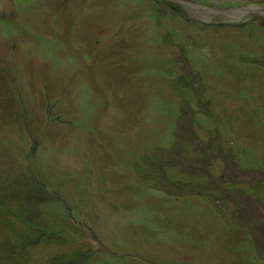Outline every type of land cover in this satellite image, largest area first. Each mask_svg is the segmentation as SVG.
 I'll return each mask as SVG.
<instances>
[{"label": "rangeland", "instance_id": "obj_1", "mask_svg": "<svg viewBox=\"0 0 264 264\" xmlns=\"http://www.w3.org/2000/svg\"><path fill=\"white\" fill-rule=\"evenodd\" d=\"M62 144L70 153L53 154ZM17 161L46 204L35 187L8 194L3 166ZM204 161L216 177L256 172L243 179L252 191L240 187L251 198L220 202L243 214L228 217V250L227 220L187 212L194 191L235 188L207 184ZM0 219L29 232L13 241L0 223L1 249L25 239L27 264H244L264 252V0H0Z\"/></svg>", "mask_w": 264, "mask_h": 264}, {"label": "clouds", "instance_id": "obj_2", "mask_svg": "<svg viewBox=\"0 0 264 264\" xmlns=\"http://www.w3.org/2000/svg\"><path fill=\"white\" fill-rule=\"evenodd\" d=\"M161 11H163V10L161 9ZM47 138L51 139V137H47ZM66 147L67 146L65 144L60 145L59 146L60 150L56 153H53V154H69L70 151H69L68 147L67 148ZM31 150H32V153H34L33 148ZM19 151L21 152V154L23 153L22 150H19ZM26 154L31 155L30 153H26ZM48 156H50V155H47V157ZM33 157H35V158L32 161V164L35 165V163H36L35 160H36L37 156L34 154ZM22 159H24L23 156L19 159V161H21ZM19 161H17V164L20 166V169L13 168L10 163H9V165L3 166V169L6 173L5 175L7 176L6 186L8 188V194H15V193L19 194V190L21 187H35V190L32 193L34 194L37 202L40 204H46L47 200L49 198L48 192L46 190L40 191L38 183L31 180L28 176H26L25 174L22 173V169H24V168L28 169L29 167H31V165H26V164L23 165V164H20ZM24 161L26 162L25 159H24ZM200 163L202 164V166H201L203 168L202 173L204 175V180L207 184L213 185V186L215 184H220V185L221 184H225V185L233 184L235 186V188L233 190H227V189H224L221 187H215L214 192H210L211 195H213L216 199L219 200V202H218L219 204L223 198L231 197V200H232L236 194H241L242 196H246L240 190V187L247 186L246 183L243 181V179H250V178L254 179L253 177H251V175L256 173V172H254L253 174L252 173H249V174H238V173H236V174H238V176L241 175V176H239L238 180L232 179V178L228 177L227 175H222V176L216 177L215 174L213 173V165L212 164H210V163L208 164L205 161L200 162ZM253 176H255V175H253ZM247 187L250 191H252L254 189V188H251L249 186H247ZM190 192H192V191H190ZM185 196H187V194H185ZM246 197L251 198V196H246ZM59 206H60L61 210H63V214L66 217V212L68 209L66 208V206L62 202H59ZM14 211L17 213H23V214L27 215L29 208H27L26 206H20V207L15 208ZM2 224L5 225L3 222H2ZM5 227H6V225H5ZM6 228L8 230L10 239H12L13 241H17L18 237H23V236H26L27 234H29V232L26 231L22 235L17 236L13 233L11 228H8V227H6ZM31 235H33V234H31ZM35 236H37V235H35ZM26 239L29 240L30 238H26ZM49 240H51V239H49ZM63 244H67V243L63 242ZM3 246H8V245L5 244ZM10 247L15 249V250H20V253L21 252H27L28 253V251H27L28 246H25V239H23L20 243L17 242L15 245H13V244L10 245ZM20 253H19V255H20ZM263 253L264 252H262V251L256 252V256H254V259L249 255L247 257V259L245 260L244 264H264V254ZM14 254H16V253H13V255ZM94 256H95L94 254L89 255L88 258H87V256H80V257L70 256L71 260L69 262L76 263V261L77 262L79 261L81 263H85V260L88 259V264H92V259ZM30 258H31V256L29 254L27 261L25 263H21V264H27L30 261ZM1 261H2V258L0 257V262ZM58 261L66 262V258H55L51 262L55 263ZM55 264H64V263H55Z\"/></svg>", "mask_w": 264, "mask_h": 264}, {"label": "trees", "instance_id": "obj_3", "mask_svg": "<svg viewBox=\"0 0 264 264\" xmlns=\"http://www.w3.org/2000/svg\"><path fill=\"white\" fill-rule=\"evenodd\" d=\"M165 14L166 16L171 18H173L174 16V15L170 16L167 13ZM245 73H250V72L247 71ZM198 193L194 191L195 196L194 199L192 198L194 207L192 211H190L189 209L187 212L194 215L197 214L200 218L208 220L213 224H218L215 220H219V221L227 220L225 224L221 225L222 227L218 230L217 235L221 237L220 241L225 243L226 248L228 250L233 244V241L231 242V240L229 239V236L231 235L233 229L231 226H229L230 223L228 217H230V219H234L232 221L235 222L236 220L243 219V214L241 212L232 213L231 211L230 216L227 217L226 216L227 209L223 207V205L218 203L219 202L218 199H216L213 195H211L210 193L206 192L203 189H201ZM205 220H195V222L193 220L192 221L195 225L198 224L200 226H205ZM0 223H2L1 219H0ZM250 227H251L250 225H248L247 227H243V226L241 227L242 228L241 234L243 232V236L241 237L240 235V237L245 241L242 250L243 251L245 250V252L250 251L253 247L251 242L249 241V233H252V229ZM257 235H258V230L256 229V232L253 233V236L255 237ZM7 249H9L8 254H6ZM14 251H16V254L13 255ZM19 253L20 250H15L11 247L3 246L2 249L0 248V257L3 259V261H1L0 264H17L14 260L16 259L17 256H19ZM115 262L117 261L115 260ZM55 263L68 264V262H64V261H58ZM85 264H88V259L85 260Z\"/></svg>", "mask_w": 264, "mask_h": 264}]
</instances>
